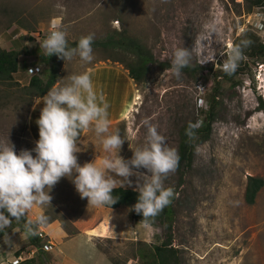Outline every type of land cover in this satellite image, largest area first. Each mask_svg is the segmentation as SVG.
<instances>
[{
    "label": "rangeland",
    "instance_id": "374dc122",
    "mask_svg": "<svg viewBox=\"0 0 264 264\" xmlns=\"http://www.w3.org/2000/svg\"><path fill=\"white\" fill-rule=\"evenodd\" d=\"M85 1L0 0V47L32 56L20 63L15 83L10 84L13 87L0 84V145L12 143L17 154L36 146L29 131L36 103L30 107L15 92L29 85L32 76L28 68L41 76L50 68L42 60L44 54L38 41L52 30L57 13L66 17L68 43L88 34H94V42H102L115 32L125 31L145 45L158 64L171 65L174 49H190L197 38L202 41L191 66H201L204 72L191 70L177 78L171 68L165 72L154 65L144 82L131 79L135 105L128 104L123 119L111 122L109 131L126 136L132 147L143 144L150 124L178 152L181 128L190 121L201 122L202 110L209 108L206 95L214 85V76L222 71L227 52L239 35L249 30L264 42V8L248 13L251 0ZM212 25L217 28L213 36L209 31ZM121 54L93 48L91 63H82L77 57L65 64L60 59L59 83H65L62 79L68 75L106 66L121 68L129 76ZM132 60L128 58L129 62ZM237 79L240 85L235 88L222 83L213 134L197 146L192 168L185 176L176 170L164 180L165 187L178 192L173 245L181 250L184 264H264V187L254 205L245 201L248 178L264 180V64L251 65ZM43 107L44 104L33 123L38 131L35 121ZM78 147L81 165L108 155L91 130ZM120 155L125 159L133 156L129 141L122 145ZM130 179L132 185L124 188L135 190L137 176ZM49 194L51 205L37 206L30 214L49 218L44 229L53 246L41 264H137L138 259L133 257L136 243L160 244L164 240L162 227L136 224L130 207L118 211L103 207L89 210L87 199L80 198L67 177ZM54 219L57 220L51 222ZM63 222L73 225L76 234L70 235ZM13 230L8 229L11 245L0 238V264H11L20 255L29 259L35 250L23 229Z\"/></svg>",
    "mask_w": 264,
    "mask_h": 264
},
{
    "label": "clouds",
    "instance_id": "9594fccd",
    "mask_svg": "<svg viewBox=\"0 0 264 264\" xmlns=\"http://www.w3.org/2000/svg\"><path fill=\"white\" fill-rule=\"evenodd\" d=\"M209 31L212 36L216 34V26L212 25ZM94 39V34L81 36L75 47H69L67 32L53 23L46 38L38 42L47 57L55 54L65 64L77 57L82 63H91L94 60ZM201 43L197 38L192 48L179 47L173 50L171 70L177 78L182 75L184 68L192 65ZM248 43L241 41V44L229 49L222 64L225 74L232 75L236 71L238 61L242 59V47ZM62 80L66 82L54 85L35 102L37 105L41 102L44 104L40 117L35 121L39 127V140L35 148L22 149L17 154L12 143L10 146L0 145V233L4 234V244L12 243L8 234L12 218L16 222L23 221L24 235H39V229L46 226L49 218L44 214L34 217L30 214L37 206L51 205L49 193L64 177L74 184L81 199H87L90 210L105 206L112 208L119 199L113 196V190L118 186L123 188L132 185L130 178L137 176L135 191L139 195L129 211L142 214L141 222L146 226L172 203L174 190L165 187L164 180L177 170L180 157L174 148L167 145L165 137L157 128L147 125L143 144L132 147L131 140L126 136L118 131H109V104L103 94L94 89L87 72L68 75ZM198 127V122H189L185 130L189 140L195 138ZM89 130L94 132L103 152L108 155L102 160L97 157L81 165L77 156L81 151L78 138ZM125 141L130 142L133 151L130 159L120 155ZM141 169L147 171L141 172Z\"/></svg>",
    "mask_w": 264,
    "mask_h": 264
},
{
    "label": "trees",
    "instance_id": "16d2710c",
    "mask_svg": "<svg viewBox=\"0 0 264 264\" xmlns=\"http://www.w3.org/2000/svg\"><path fill=\"white\" fill-rule=\"evenodd\" d=\"M248 1V0H247ZM254 8H264V0H251L249 3L250 13ZM241 41H248L246 47H242V59H240L236 68V71L232 75H227L223 71H220L214 76V85L211 92L206 95L209 108L205 111L202 110L201 122L199 127L195 130V138L189 140L185 134V130L188 127L187 123L180 130V143H179V165L178 172L181 176H185L187 172L192 168L194 162V154L197 146L210 140L213 134V125L217 121V111L220 105V97L222 94V83L231 84L233 88L240 85L237 79L241 74L247 73L251 65L264 64V42L260 37L246 30L236 39L234 46L241 44ZM77 42L68 43L69 47H75ZM92 48H101L103 50H114L122 52L123 60L126 62V70L129 72V77L135 83H142L146 80V76L151 66L159 65L161 70H167L171 68L170 64L161 63L158 64L153 53L139 41L130 37L125 31L115 32L102 42H93ZM23 53L20 50L8 51L0 47V84L15 83V75L19 72L20 61L19 58ZM132 57V61H128V58ZM44 63L50 65L45 76L35 75L31 78L27 87L15 92L20 101H28L30 107L34 106L36 100L41 99L46 95L48 90L54 85H57L60 75L59 60L55 54L47 57L42 56ZM196 71L197 73L204 72V68L199 66L193 68L192 66L186 67L182 70L185 74H190V71ZM261 111L264 112V102H261ZM193 123H197L194 121ZM264 187V180L256 177H249L248 184L245 192V201L248 205H254L258 193ZM173 188V187H171ZM174 197L172 203L166 206L163 211L155 217V219L148 223V225L159 226L164 230V240L160 244H148L144 242L136 243L133 251V257L138 259L137 264H184V259L181 254V250L173 245V232L176 222V202L178 200V192L175 188ZM139 193L135 190L125 189L118 187L113 190V196L119 197L118 202L111 207L105 206L108 209H119L122 207H130L137 202ZM7 214V213H6ZM132 219L136 224H144L142 214H137L132 211ZM11 229H23V221L16 222L15 218ZM57 219L52 220L54 222ZM49 224V223H48ZM63 228L70 234L75 235L76 231L73 225L62 224ZM3 233H0V238L3 237ZM33 245L38 247V255L35 258L26 260L21 264H41L42 259L49 253L43 249L41 239L37 236H30Z\"/></svg>",
    "mask_w": 264,
    "mask_h": 264
},
{
    "label": "crops",
    "instance_id": "0c3cea01",
    "mask_svg": "<svg viewBox=\"0 0 264 264\" xmlns=\"http://www.w3.org/2000/svg\"><path fill=\"white\" fill-rule=\"evenodd\" d=\"M86 1H85V3H86ZM5 7L8 10H10V8L8 6H5ZM3 9H5V8H3ZM8 10H5V11H8ZM17 13L20 16L25 15V14H22L19 12H17ZM56 17H57L56 18L57 20L54 21L53 23L58 25L60 28L64 29L65 28L64 22H65L66 17L63 15H60L58 13L56 14ZM29 56L30 55L20 56V58H19L20 63L22 61H25V59L27 57L29 58ZM30 57H32V56H30ZM29 69L30 68H28V70ZM87 73L91 76V79H92V82L94 85V89L98 93L103 94L107 103L109 104L108 113H109L110 123L118 121L119 119H123V117L125 116L124 112H125L126 106L128 104H131V103H133V106H134L135 101H136V95H133V92H132V90H133L132 84L133 83H132V80L130 79V77L127 74H125L124 71L121 70V68H114L112 66H106V67H100V68L92 69ZM123 79H124V85L122 83ZM59 82H60V79H59L57 85L60 84ZM42 105H43V102H41L38 105L35 104V106L32 109L30 119H29V131H30L31 137L35 143H36V141L39 140V131L36 130V128H33V123H34L35 115L39 112V109H40V107H42ZM34 108H35V110H34ZM86 133L84 135H81L78 138V145L81 143V141L85 137ZM125 189H127V188H125ZM103 208H105V207H103ZM105 209L111 210V211L120 210V209H108V208H105ZM60 235H61V233H60Z\"/></svg>",
    "mask_w": 264,
    "mask_h": 264
},
{
    "label": "built area",
    "instance_id": "2783aa9c",
    "mask_svg": "<svg viewBox=\"0 0 264 264\" xmlns=\"http://www.w3.org/2000/svg\"><path fill=\"white\" fill-rule=\"evenodd\" d=\"M32 71H29L30 76H34V70L31 69ZM38 237L41 239L42 245H43V249L45 251H51L52 250V246H53V242L49 240V234L45 231L44 227L39 229V235ZM34 251L32 252V255L30 256L29 259H27L26 257H23L22 255L16 257L14 259L13 262H11V264H21L23 262H25L26 260H30L32 258H34L36 256V253H38V247H34Z\"/></svg>",
    "mask_w": 264,
    "mask_h": 264
}]
</instances>
